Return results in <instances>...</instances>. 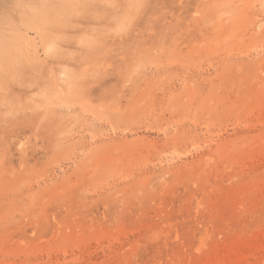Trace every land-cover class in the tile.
I'll return each instance as SVG.
<instances>
[{
    "label": "rangeland",
    "instance_id": "obj_1",
    "mask_svg": "<svg viewBox=\"0 0 264 264\" xmlns=\"http://www.w3.org/2000/svg\"><path fill=\"white\" fill-rule=\"evenodd\" d=\"M0 264H264V0H0Z\"/></svg>",
    "mask_w": 264,
    "mask_h": 264
},
{
    "label": "bare ground",
    "instance_id": "obj_2",
    "mask_svg": "<svg viewBox=\"0 0 264 264\" xmlns=\"http://www.w3.org/2000/svg\"><path fill=\"white\" fill-rule=\"evenodd\" d=\"M22 1V0H21ZM41 1H39V3H40ZM16 3V2H15ZM37 3V2H36ZM27 4V3H26ZM40 5V4H39ZM29 6V5H28ZM8 8V7H7ZM37 8H39V7H37ZM33 9V8H32ZM32 9H29V10H32ZM15 11V10H14ZM27 11V10H26ZM25 11V12H26ZM16 12V11H15ZM41 12V11H40ZM37 14V13H36ZM19 15H20V13H19ZM13 16V15H12ZM11 16V17H12ZM21 16V15H20ZM27 16V15H26ZM20 18V17H19ZM18 18V19H19ZM12 19H13V17H12ZM15 21V20H14ZM18 22V21H17ZM16 23V22H15ZM20 24V23H19ZM11 25V24H10ZM20 25H22V24H20ZM11 28H15V26H13V27H11ZM8 32V31H7ZM14 32H15V30H14ZM2 33V32H1ZM10 34V33H9ZM12 34V33H11ZM15 35V34H14ZM23 35V34H22ZM11 39H12V37H11ZM8 40H10V39H8ZM30 40V39H29ZM13 41H14V39H13ZM31 41V40H30ZM9 42H11V41H9ZM16 44V43H15ZM33 45V44H32ZM12 46V45H11ZM16 48V47H15ZM14 49V48H13ZM29 50V49H28ZM29 52H30V50H29ZM27 54V53H26Z\"/></svg>",
    "mask_w": 264,
    "mask_h": 264
}]
</instances>
